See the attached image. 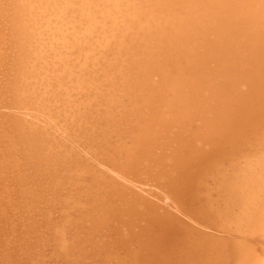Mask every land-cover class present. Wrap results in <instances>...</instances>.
Wrapping results in <instances>:
<instances>
[{"label":"bare ground","instance_id":"bare-ground-1","mask_svg":"<svg viewBox=\"0 0 264 264\" xmlns=\"http://www.w3.org/2000/svg\"><path fill=\"white\" fill-rule=\"evenodd\" d=\"M138 165L156 225L215 201L192 264H264V0H0V264H96Z\"/></svg>","mask_w":264,"mask_h":264},{"label":"rangeland","instance_id":"rangeland-1","mask_svg":"<svg viewBox=\"0 0 264 264\" xmlns=\"http://www.w3.org/2000/svg\"><path fill=\"white\" fill-rule=\"evenodd\" d=\"M180 115V114H179ZM188 127H189V125H188ZM211 128H213V127H211ZM215 141V140H214ZM216 142V141H215ZM210 143V142H209ZM214 143V142H213ZM197 144H200V142L198 141L197 142ZM212 144V143H211ZM211 144H208V145H211ZM139 166L140 165H138V167H137V169H136V171L137 172H135L133 175H132V179L131 180H126V177H124V176H122L121 174H117L116 176H115V180L113 181V184L115 185V191H114V193L116 192V198H114V199H116V200H120L121 198H125V197H128L129 196V199H131L132 197H134V198H136V201H135V203L133 204V205H135V206H133L132 208H131V206H126L125 207V211L123 212H121L120 214H119V216H118V219H114V221H110V213L112 212L111 211V209H112V207L113 206H111V205H107V206H105L104 208L106 209V210H100V209H98L99 208V204L98 203H96V204H92V205H94V206H92L91 205V199L90 198H87L84 202H83V199L82 200H79V204H81L82 203V206L81 207H79V206H77V207H75V209H76V211H80V215H81V217H84L85 218V224L86 225H94V221H95V219H106V220H104V222H98V223H96V225L98 224V225H108L109 223V225H112L113 223H115V224H113L111 227V229H109L108 231L109 232H107L106 233V235L103 237L104 239L102 240L103 242H105V245H102L101 247H98V249H100L101 251H102V254H101V256H100V258L99 259H97V262H96V264H131V262H132V264L133 263H136V264H150L151 263V261L149 262L148 260L149 259H153L152 261V263H154V260H156L157 258V256H159L158 258L159 259H157L156 261H158V260H161L160 262L158 261V262H156L155 261V264L157 263V264H192V262H193V260H195V258L197 257L196 256V250L201 246V245H204L206 242L208 243V242H210L211 241V237H212V235L213 236H216V237H213L212 239H218V237L219 236H221V235H223V234H220V235H215L216 234V232L217 231H219L220 232V229L221 228H223V227H221V226H217L218 228H216V226L213 224V216H214V214H211V210L209 209V208H211V209H213L214 207H216V205H213V204H215V201H212V199L211 200H209L208 199V201L206 202V204H207V206L208 207H199V205H196V204H192L191 206H189V208L186 210V211H182L181 213H183V214H179V218L183 221V223H184V226H183V223H182V221H180L179 219H177V222L176 221H171V219L170 218H168L167 219V221H171L170 223V225H171V228H170V225L169 226H167V223L168 222H165V220H163V222L161 221V223H165L164 225L163 224H158V225H156L158 222H157V215H158V213H157V210H158V205H157V201H153V198H149L150 200H152V202L150 201V200H148L149 202H147L146 203V201L145 200H143L144 199V195L142 194V193H138V192H135L136 191V187H138V184H136V183H134V181H135V179H140V180H142V174L139 172L140 170H139ZM123 178V179H122ZM118 180V181H117ZM116 181V182H115ZM123 181V182H122ZM121 182V183H120ZM128 182V183H127ZM128 184V185H127ZM135 184V185H134ZM121 185V186H120ZM128 186H130V187H133V188H129ZM119 187H121V188H119ZM119 189L118 191H116V189ZM124 188V189H123ZM127 188L128 189H131L133 192H128V190H127ZM105 190V189H104ZM107 190V189H106ZM125 193H124V192ZM120 192V193H119ZM133 193V194H132ZM105 195H104V197L105 196H107L108 194H106V193H104ZM120 194H121V196H120ZM93 196H96V193H93L92 194ZM133 200H135V199H133ZM126 203H128V200H124ZM145 203H144V202ZM90 202V203H89ZM138 203V204H137ZM152 203V204H151ZM168 203H170L169 202V200H168ZM145 204V205H144ZM78 205V204H77ZM148 205H151V207L150 206H148ZM154 205V206H153ZM209 205H213V206H209ZM88 206H90V207H88ZM192 206H193V208H192ZM88 207V208H87ZM96 209H95V208ZM109 207V208H108ZM110 207H111V209H110ZM147 207H148V209H147ZM90 208V209H89ZM142 208V209H141ZM153 208V209H152ZM205 208H207V209H205ZM135 209V210H134ZM139 209V210H138ZM147 209V210H146ZM168 210L170 209V208H167ZM205 209V210H204ZM109 210V211H108ZM142 210V211H141ZM150 210V211H149ZM168 210H165V211H168ZM191 210H193V211H191ZM197 210V211H196ZM132 213H131V212ZM144 211H145V213H147V214H145L144 213ZM147 211V212H146ZM189 211V212H188ZM198 211L200 212L199 214H198ZM108 212V213H107ZM197 212V213H196ZM136 213V214H135ZM138 213V214H137ZM150 213V214H149ZM196 213V214H195ZM127 214H128V217H127ZM142 214V215H141ZM143 214L145 215L144 217L146 218V215H148L149 214V218L150 217H152V220H151V218H150V220H149V218H148V216H147V218L146 219H144V217H142L143 216ZM156 214V215H155ZM189 214V216H187ZM193 214V215H192ZM99 215V216H98ZM122 215V216H121ZM130 215V216H129ZM137 215H138V217H137ZM140 215H141V217H140ZM152 215V216H151ZM183 215H185V216H183ZM197 215V217H195ZM132 216H134V217H132ZM193 217V219H191L192 217ZM207 216H209V218L207 217ZM79 217V216H78ZM80 217V218H81ZM102 217V218H101ZM107 217V218H106ZM112 217V216H111ZM183 217V218H182ZM186 217V218H185ZM188 217V218H187ZM191 217V218H190ZM205 217V218H204ZM204 218V219H203ZM150 221H148V220ZM155 219H156V221H155ZM185 219H187V220H185ZM191 219V220H190ZM196 219V220H195ZM202 220V223H201V220ZM129 222H128V221ZM153 220L155 221L154 223L155 224H152V222H153ZM189 220H190V222H189ZM195 220V221H194ZM199 220V221H198ZM131 221V222H130ZM137 221H139V222H137ZM142 221V222H141ZM149 222L151 225H155V230H153L151 227H149L150 225H149V223L148 224H146L145 222ZM152 221V222H151ZM192 221L194 222V223H192ZM198 221V222H197ZM203 221H205V222H203ZM209 221H211V222H209ZM142 223V225H141V223ZM157 222V223H156ZM180 222V223H179ZM185 222H188V223H186V225H185ZM200 222V223H199ZM207 222V223H206ZM118 223V224H117ZM138 223H140V225L138 224ZM145 223V224H144ZM182 223V227L181 226H179L180 224ZM191 223L193 224V225H195L194 226V230H192V227H193V225H191ZM195 223H198V224H195ZM204 223H205V226L203 227V225H204ZM210 223L211 224H213V226H215V227H213V226H211L210 225ZM117 224V225H116ZM132 224V225H131ZM169 224V223H168ZM206 224H208V225H206ZM139 225V226H138ZM144 225H145V228H144ZM147 225H149V226H147ZM160 225H162L161 227H160ZM165 225H166V227H165ZM177 225L179 226V227H177ZM203 227H201V226ZM134 226V227H133ZM140 226H142L141 228H140ZM156 226H158L159 227V229L156 227ZM188 226H190L191 227V230H186V228H190V227H188ZM207 226H210L211 228H209L211 231L213 230V228H214V230H216V229H218L217 231H215V233H213L214 231H210L211 232V236L210 235H208V234H210V233H208L209 232V230H206V231H208L207 233L208 234H205L206 232L205 231H203L202 232V229H205V227L206 228H208ZM132 227V228H131ZM170 228L172 231H170V229H165V228ZM175 229V230H173V228ZM181 227V228H180ZM184 227H186V228H184ZM201 227V229H200V231H201V233H200V231H198L197 232V230L199 229ZM221 227V228H220ZM100 228V227H99ZM119 228V229H118ZM137 228H138V231H136L137 230ZM140 228V229H139ZM179 228V229H178ZM195 228H196V230H195ZM142 229V230H141ZM143 229H144V231H143ZM147 229H149V230H151L152 232H151V234H149L150 232L147 230ZM166 230L165 232H162V230ZM183 229H184V231H183ZM87 230H89V227H88V229ZM123 230V231H122ZM141 230V231H140ZM156 230H158V231H156ZM113 231V232H112ZM118 231V232H117ZM129 231V232H128ZM135 231L137 232V233H135ZM145 231H148V233H146ZM157 232V233H159V231L161 232L160 234H157V233H155V234H157L158 236H160L161 238H163L164 237V235L162 236L161 234H163V233H165V236H166V233L168 234L165 238H167V242L165 241V240H163L165 243H161V245L159 244L160 242L159 241H162V239L161 238H158V236H157V238H156V235L153 233V232ZM180 231V232H179ZM185 231H187V234H186V232ZM193 231V232H192ZM221 231H223V230H221ZM133 232V233H132ZM138 232H141V233H138ZM145 234H144V233ZM183 232H185V233H183ZM190 232V233H189ZM205 232V233H204ZM111 233H113V234H111ZM125 233H126V235H125ZM193 233V234H192ZM198 233L199 234H201V236H199L198 235ZM222 233V232H221ZM130 234H132V235H130ZM134 234H135V236H134ZM142 234V235H141ZM154 235L155 237H152V236H147V235ZM173 236H172V235ZM184 234V235H183ZM196 234V235H195ZM111 235V236H110ZM138 235V236H137ZM198 235V236H197ZM203 235V236H202ZM118 236V237H117ZM134 236V237H133ZM136 236H137V238L139 239L140 237L139 236H141V238L139 239V240H141L140 242H137V241H139V240H136L137 238H136ZM146 236V237H145ZM170 236V237H169ZM172 236V237H171ZM193 236V237H192ZM204 236H206V238L204 237ZM210 236V238H208ZM108 237V238H107ZM133 237V238H132ZM149 237H152L151 239L149 238ZM123 238V239H122ZM132 240H131V239ZM142 238L146 241H144L143 242V240H142ZM154 238H156V240L157 239H160V240H157V241H155V240H153ZM165 238H163V239H165ZM171 238V239H170ZM184 238H185V240H184ZM190 238V239H189ZM194 238L196 239V240H194ZM221 238H223V236L221 237ZM128 240V241H126V240ZM146 239H148V241L146 240ZM149 239H150V241H149ZM170 239V240H169ZM175 239V241H172V240H174ZM179 239V240H178ZM183 239V240H182ZM187 239V240H186ZM198 239V240H197ZM203 239V240H202ZM168 240L170 241L169 243H168ZM178 240V241H177ZM189 240V241H188ZM205 240H206V242H205ZM132 241V243H131V245H130V242ZM134 241H136V242H134ZM152 241H154V242H152ZM173 243H172V242ZM193 241V242H192ZM195 241V242H194ZM213 241V240H212ZM119 242H120V244H119ZM148 242H150V244L152 245V243L154 244V246L153 247H155L154 248V252L151 250V248H153L151 245L149 246V243ZM152 242V243H151ZM159 242V243H158ZM197 242V243H196ZM108 243V244H107ZM125 243V244H124ZM127 243V244H126ZM133 243H134V245H133ZM138 243V244H137ZM139 243H141L140 245L141 246H139ZM143 243L144 244H146V246H149V247H151V248H149L150 250H148V251H146L145 249V245H143ZM168 243V244H167ZM177 243V244H176ZM190 243H192L193 245H191ZM196 243V244H195ZM111 244V245H110ZM122 244H123V246H122ZM155 244H157L160 248H158V247H156L157 245H155ZM163 244H165V245H163ZM172 244H174L173 246H172ZM183 244V245H182ZM187 244H190V246H186ZM126 245H129V246H127V248H126ZM163 245V246H162ZM167 245H168V247L171 249V251L169 252V248H167ZM182 245V246H181ZM196 245H198L197 247H196ZM122 246V247H121ZM125 246V247H124ZM142 246H145L144 247V250H143V248H141ZM180 248H179V247ZM185 246H186V248H185ZM191 246H192V248H191ZM114 247V248H113ZM140 247V248H139ZM171 247H173V248H171ZM188 247V248H187ZM104 248V249H103ZM126 248V249H125ZM130 248H132V249H130ZM148 248V247H147ZM163 249V250H158V249ZM196 248V249H195ZM117 249V250H116ZM139 249H140V251H139ZM156 249L159 251H157V252H155L156 251ZM120 250V251H119ZM125 250V251H124ZM135 251V255H134V251ZM182 250V251H181ZM186 250H188V251H186ZM132 251H133V254H132ZM142 251V253H139V252H141ZM164 251V252H163ZM166 251V252H165ZM104 252V253H103ZM129 252V253H128ZM143 252L145 253L146 252V254H143ZM151 252V253H150ZM168 252V253H167ZM180 254H179V253ZM128 253V254H127ZM132 255H131V254ZM136 253H139V254H136ZM150 255H149V254ZM155 253V254H154ZM157 253L158 254H162V255H157ZM174 253V254H173ZM187 253V254H186ZM188 253H189V255H188ZM81 254V253H80ZM107 254H108V257H107ZM123 254H124V256H123ZM141 254V255H140ZM143 254V255H142ZM151 254H153V256L154 255H157V256H152ZM163 254H165V257H167L166 259H165V257H164V255ZM169 254V255H168ZM173 254V255H172ZM193 254V255H192ZM118 255L121 257H118ZM128 255H130V256H128ZM134 255V256H133ZM136 255H138V256H136ZM144 255H145V257H144ZM149 255V256H148ZM196 257H195V256ZM104 256H106V258L103 257ZM110 256V257H109ZM128 256V258H126ZM132 256H133V259L134 260H131L130 261V259L132 258ZM140 256V257H139ZM162 256V257H161ZM183 256V257H182ZM191 256V257H190ZM192 256H193V258H192ZM88 257H90L89 255H88ZM137 257L138 258H140L141 260V262L140 263H137V262H139V259H137ZM148 257V258H147ZM150 257V258H149ZM153 257V258H152ZM163 259H161V258ZM123 258V259H122ZM146 258V261L144 260ZM156 258V259H155ZM184 258H187V259H184ZM121 259V260H120ZM142 259H143V261L144 262H142ZM148 259V260H147ZM178 259V260H177ZM103 260H105V262H103ZM109 260V261H108ZM138 260V261H137ZM174 260V261H173ZM184 260V261H183ZM129 263H128V262ZM135 261V262H134ZM137 261V262H136ZM176 261V262H175ZM179 261V262H178ZM191 261V262H190ZM111 262V263H110ZM119 262V263H118ZM120 262H122V263H120ZM146 262H149V263H146ZM187 262V263H186ZM151 263V264H152Z\"/></svg>","mask_w":264,"mask_h":264}]
</instances>
